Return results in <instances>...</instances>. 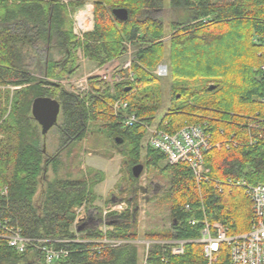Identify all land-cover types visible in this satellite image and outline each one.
Listing matches in <instances>:
<instances>
[{"label":"trees","instance_id":"1","mask_svg":"<svg viewBox=\"0 0 264 264\" xmlns=\"http://www.w3.org/2000/svg\"><path fill=\"white\" fill-rule=\"evenodd\" d=\"M84 1L0 0V87L20 86L11 95L9 89L0 88V217L16 223L26 236L58 240L56 247L69 250L66 257L51 264H140L134 243L106 248L100 254L89 250L93 243L87 241L103 236L101 225L95 223H100V214L77 225L80 230H73L74 209L90 206L95 199L93 188L103 177L92 169L82 178L60 175L64 165L59 154L71 143L83 140L90 124L97 123L122 155L133 186L137 178L131 168L140 162L144 122L151 120L145 116L156 112L155 107L145 108L146 101L140 103L149 96L144 90L154 81L151 71L166 59L173 81L172 102L159 127L173 132L185 123L206 121L215 144L204 155L209 175L264 182V0H168L167 4L164 0H92L94 28L79 42L68 10ZM115 7L127 9L126 21L113 16ZM164 8L170 10L171 17L153 15ZM166 25L171 32L167 45L163 40ZM135 42H142L130 66L135 78L116 84L112 92L97 77L87 80L90 91L84 96L50 81L72 73L79 45L84 57L99 67L120 57L125 44ZM41 47L46 53L44 79L34 75L29 63L35 48ZM54 51L63 54L60 61L53 59ZM138 94L142 97L135 101ZM36 96L53 97L61 104V122L57 121L60 148L54 156H48L39 143L41 137L44 143L45 136L31 116ZM116 99L128 103V109L118 117L112 110ZM131 113L141 121L122 127L123 114ZM231 136L237 145L226 147L223 141ZM161 160L165 158L160 152L147 148L146 167L158 169ZM50 166L51 176L47 173ZM163 169L170 176L171 231L148 233L144 239H197L202 224L191 225L190 219L220 222L227 233L236 228L232 218L237 206L232 199L238 188L226 187L218 193L212 181L196 183L183 163H165ZM245 201L250 227L251 202L248 197ZM105 221L110 223L108 237L137 239L132 230L136 208L110 213ZM81 231L85 234L80 239L87 241L63 242L75 239V232ZM162 259L165 264L204 262L202 246L196 242L187 244L181 256L168 255L153 246L150 263L163 264ZM0 264L45 263L38 251L19 253L0 238ZM214 264H228L225 250Z\"/></svg>","mask_w":264,"mask_h":264},{"label":"rangeland","instance_id":"2","mask_svg":"<svg viewBox=\"0 0 264 264\" xmlns=\"http://www.w3.org/2000/svg\"><path fill=\"white\" fill-rule=\"evenodd\" d=\"M63 1L67 2L68 0ZM85 2L92 3L94 8V3L92 0H86L83 3ZM167 2L168 0H164V3L167 4ZM164 9L165 10H162L160 12L158 11L157 13L153 12V15H161V17L163 18L171 17L169 12L170 10H167V8ZM74 10L75 9L71 8H69L68 10V15L71 19ZM165 30L166 33L163 40L167 45V40L171 36V32L167 25L165 26ZM141 44L142 42L125 44L124 52L120 57L111 60L99 67L94 62L84 57L81 49L82 47L79 45L74 51V63L71 67L72 73L65 74L62 79L58 80L53 78L50 79V81L52 80L59 82L65 89L72 92L81 93V96H84L90 91L88 83H86L89 76H94L96 73H99V71H101L102 67H104L108 63H111L115 66V74H117L121 79H119V81H112L111 83L102 84L106 86L110 90V92H112L116 84H122L127 81L132 82L134 80L129 78V71L131 70L125 68L124 65L125 62L129 59H131L132 63L134 62L135 54L137 53V50L141 46ZM43 48H35V51H33L34 53H32V58L29 60V63L32 67L31 70L33 71L34 75L37 78L44 79L46 53L43 51ZM62 57V53L54 51L53 59L60 61ZM161 62L163 61L161 60L159 63ZM164 62L168 65L166 59H164ZM154 70L155 68L151 71V73L154 74H152L154 76V81H152L150 89H147L146 92L144 90V93H146V95L149 94V96L146 97L143 102H139L142 105V103L146 101L145 108L147 109L148 107L149 109H151L155 107L154 109L156 111L153 116H145L146 120H148L149 118H151V120L144 122L145 134L142 139V149L139 162L143 165L145 164L144 155L147 148L149 147L147 144V128L149 127L151 129L155 126H159V123L161 122L165 111L168 109L170 103L172 102L171 99L173 81L172 77L170 76L169 67V73L164 77L157 76L153 72ZM133 78H135L134 75ZM142 87L143 84L139 87L140 92H142ZM0 88L9 89L11 95V92L14 89L20 88V86L7 85ZM134 94L135 93H133V95ZM139 97H142V95L138 94L135 101H138ZM60 122L61 114L59 113L58 123ZM37 126L38 129H40L38 124ZM97 128V123L90 124L83 140L71 143L68 147L60 152L59 160L62 162L64 167L60 169L59 174L65 176L69 173L73 178L76 179L82 178L84 175H87L89 169L101 172L103 180L94 186L93 193L95 199L91 201L90 206H87L88 211H90L91 213L90 216L95 217V215H102V210H104V208L111 202H124L126 206L125 210H132L133 208H136L137 221L135 223V226H132V230L136 232L138 237L133 243H138L135 246L140 252L143 245L139 242L144 241L145 234L156 233L159 230H163L164 232L171 231V214L167 198V189L170 185V176L167 170L163 169L166 161L161 160L158 163V169H156L153 165H149L147 167L146 165H144L140 176L137 178V182L132 186L131 181L127 178L128 167L127 164L123 163L122 155L112 146V140L110 139V137L105 135L106 132H103L104 129L100 127L97 130ZM39 143L40 146H45L48 156H54L59 151L60 132L57 128V124L48 130L47 134L44 137V143L42 137L40 138ZM110 162H112L111 164H113L111 165V167L108 166ZM47 173L49 174V176L53 175V169L51 166L48 167ZM236 189L237 190H235L234 192V199H232V202L237 206L232 218V221L236 223V228L230 230L227 233L228 235L245 232L249 227V217L246 216L247 206L245 200L247 197L244 191H242L243 189L241 187H236ZM126 199L129 201H127ZM83 222L82 224H80L81 226L83 225ZM105 222L107 226L110 224L107 221ZM95 223L99 224V222ZM89 224H93V222ZM87 225L88 224H85V226ZM84 232H75L76 238L81 242L87 241L80 239L81 236L85 234Z\"/></svg>","mask_w":264,"mask_h":264},{"label":"built area","instance_id":"3","mask_svg":"<svg viewBox=\"0 0 264 264\" xmlns=\"http://www.w3.org/2000/svg\"><path fill=\"white\" fill-rule=\"evenodd\" d=\"M73 33L80 42L85 40V34L94 28V8L90 2H85L78 6L72 15ZM131 59L125 62L124 67L130 69ZM164 62V61H163ZM159 63L153 71L157 76L164 77L168 75V65L164 62ZM115 66L111 63L102 67L99 73L94 76L103 84L119 81V76L115 74ZM133 73L129 71V78H133ZM88 78V79H89ZM87 83V81H86ZM84 89V88H83ZM82 95L81 93H78ZM128 109L127 101L116 99L112 104V110L115 116H120L122 112ZM122 127L132 126L136 122H140V118L136 114H123ZM250 126H255L250 125ZM147 127V126H146ZM208 124L203 123L189 124L185 123L173 132H169L164 128L155 126L147 128L148 137L147 144L154 150L160 152L166 163L170 165L183 163L192 171L196 183L202 181H212L218 193H221L226 187H241L245 195L249 198L252 208V218L250 227L247 231L234 235H228L226 226L220 222H209L203 218L201 221L190 219L189 223L195 225L202 224L200 236L197 239H144L143 247L140 251V264H151L149 253L153 246H159L164 252L171 256H181L185 252L187 244L196 242L201 244L204 262L198 264H214L222 250L227 252L228 264H264V182L249 183L245 179L233 177L212 178L210 170L204 161V155L211 150L215 144L212 142L211 134L207 130ZM223 143L226 147L236 146L237 142L232 138L224 139ZM5 192V190H4ZM85 204L76 207V218L73 223V229H78L84 220L87 219ZM126 208L124 202H111L102 210L101 215V231L103 236L88 240L87 243H93L89 250L100 254L106 248L119 247L126 243L135 241H127L122 238H110L107 236V225L105 218L110 213H121ZM0 238L4 239L7 245L14 248L17 252L23 253L27 250H36L41 254L45 264H51L69 254V250L63 247H56L51 240L41 237H31L23 234L22 229L16 223L8 218L0 217ZM78 241L79 239H68L63 242ZM52 243V244H51ZM138 243L136 242L135 245ZM165 264V259H162Z\"/></svg>","mask_w":264,"mask_h":264},{"label":"water","instance_id":"4","mask_svg":"<svg viewBox=\"0 0 264 264\" xmlns=\"http://www.w3.org/2000/svg\"><path fill=\"white\" fill-rule=\"evenodd\" d=\"M113 16L119 21H126L128 19V11L123 7H115L112 9ZM212 88V85L209 86ZM126 87L125 90H128ZM61 110L60 102L49 96H36L33 98L31 103V116L40 126V131L43 136H45L48 130L57 124L58 116ZM43 151H46L45 146ZM144 168L142 163L135 164L132 168V174L135 178H138ZM90 217V212L88 211ZM81 227L78 228L80 230Z\"/></svg>","mask_w":264,"mask_h":264},{"label":"crops","instance_id":"5","mask_svg":"<svg viewBox=\"0 0 264 264\" xmlns=\"http://www.w3.org/2000/svg\"><path fill=\"white\" fill-rule=\"evenodd\" d=\"M109 159H113V158H109ZM112 162H110L109 164H108V166H110L111 167V165H113V164H111ZM85 211L86 212H88V209H87V207L85 208ZM90 212V211H89ZM91 214V213H90Z\"/></svg>","mask_w":264,"mask_h":264},{"label":"bare ground","instance_id":"6","mask_svg":"<svg viewBox=\"0 0 264 264\" xmlns=\"http://www.w3.org/2000/svg\"><path fill=\"white\" fill-rule=\"evenodd\" d=\"M135 241V240H134Z\"/></svg>","mask_w":264,"mask_h":264}]
</instances>
